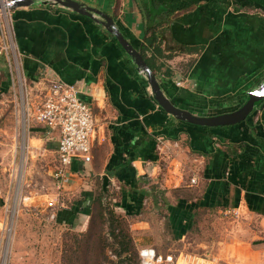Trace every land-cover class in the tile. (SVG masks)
<instances>
[{"label":"crops","instance_id":"obj_1","mask_svg":"<svg viewBox=\"0 0 264 264\" xmlns=\"http://www.w3.org/2000/svg\"><path fill=\"white\" fill-rule=\"evenodd\" d=\"M73 1L109 16L136 50L145 48L146 64L179 109L216 116L236 110L250 93H264V0ZM10 17L30 98L44 80L74 85L91 106L96 124L91 162L73 161L59 187L53 176L59 133L27 121V158L56 161L53 171L47 167L43 172L48 183L40 193L26 186L27 168L20 178L23 204L47 210L45 221L31 223L83 233L95 199L102 195L112 199L116 214L142 229L146 222L134 218L147 206L165 209L172 238L179 242L186 238L195 210H234L251 228L259 264H264V95L237 124L207 128L181 122L156 104L141 70L96 21L40 0L12 8ZM16 75L12 57L0 55V98L15 95ZM10 160L18 162L15 156ZM0 176V264H54L46 261L53 253L21 235L22 223L12 226L5 250L2 214L10 192L6 197L9 184L4 173ZM104 176L109 179L105 193ZM149 243L145 239L138 249L153 248ZM162 254L172 255L177 264H209Z\"/></svg>","mask_w":264,"mask_h":264},{"label":"rangeland","instance_id":"obj_2","mask_svg":"<svg viewBox=\"0 0 264 264\" xmlns=\"http://www.w3.org/2000/svg\"><path fill=\"white\" fill-rule=\"evenodd\" d=\"M6 37L8 36L5 35V39ZM26 90L30 93L28 86L19 84V80L15 79V95L8 94L0 98V174L4 173L6 175L9 184L5 192L6 197L8 190L10 192L8 205L2 214L5 225L3 239L5 250L9 251L7 247L13 235L12 226H14V223H22L21 235L23 237L29 236L31 240L34 241L35 239L34 242L38 240V244H34H37L39 250H47L53 253L51 254L53 257L46 260L50 263L53 259L54 264H69L68 260H71V264H99V262L112 264L116 258L109 247L105 249L107 260L102 262L101 259H98L99 262H95L101 248V236H98V233L102 235L103 231L104 233L107 231V223L102 224V221L97 219V212H100L98 205H95L94 211L96 212L90 220V225L94 224L96 227L97 235L93 234V237L91 232L87 233L88 229L81 233L52 228L47 223V226H40L39 223L37 225L30 222L36 221V218L38 222L45 221L47 210L43 207L42 211L40 209L30 210L32 209V207H29L30 205L23 204L22 190H19L18 187L20 178L27 168L30 173L27 176L28 183L26 186H30V188H34L40 193L46 189L44 184L48 183L42 176L44 175L43 172L47 170V167L48 169L50 167L53 171L56 161L53 158L52 162L47 164L43 163L44 161L41 162L42 159L39 160V158H33L32 160L27 158L25 127L27 128L28 122L23 104L26 98ZM13 156L18 159L15 164L10 160ZM14 180H18L17 186L14 185ZM115 197L117 196L114 195ZM106 203L110 205L109 209L111 207L113 209L112 199L106 201ZM149 208L151 209V206H147V209H144L140 216L134 218L135 221L146 222L145 229L137 227L139 224L133 222L130 218H124L122 222L125 233L132 240L133 245L129 264H139L138 247L142 245L145 239H149L151 243L148 245L155 248L160 254L169 252L175 256L181 254V260L184 258H200L205 259L209 264H259L260 255L255 250L257 241H254V234L249 230L251 228L243 226V220H240L242 218L239 219L234 215L224 214L216 210H195L191 228L186 238L176 242L173 240L167 225L168 212L165 209L155 211ZM26 221L27 223L24 225ZM147 226H150L149 229ZM163 228L164 230H162ZM87 237L88 240H86ZM75 238L82 243L80 248L76 249L78 244L74 242ZM107 240L111 244V240ZM27 243L29 248L30 241L28 240Z\"/></svg>","mask_w":264,"mask_h":264},{"label":"built area","instance_id":"obj_3","mask_svg":"<svg viewBox=\"0 0 264 264\" xmlns=\"http://www.w3.org/2000/svg\"><path fill=\"white\" fill-rule=\"evenodd\" d=\"M0 0V55H10L14 60L19 84L26 85L19 72V63L15 54V45L11 37L10 0ZM2 9L5 17L3 16ZM5 35L8 36L5 39ZM143 75L144 73L141 72ZM24 111L29 122L41 124L59 133L57 147L58 167L53 176L62 187L71 174V164L80 160L90 163L96 131L95 116L91 106L79 96L76 86L58 79L39 82L34 88V98L26 90ZM195 183V179L191 180ZM224 214L236 215L232 210ZM139 264H177L172 255L156 252L154 248L143 247L138 250ZM3 264H5L3 262Z\"/></svg>","mask_w":264,"mask_h":264},{"label":"water","instance_id":"obj_4","mask_svg":"<svg viewBox=\"0 0 264 264\" xmlns=\"http://www.w3.org/2000/svg\"><path fill=\"white\" fill-rule=\"evenodd\" d=\"M36 0H10V7H27L32 5ZM44 4H55L62 8L68 9L79 15L88 17L98 24L103 26L105 30L114 36L121 48L133 60L137 68L144 73L147 84L150 88V93L156 104L168 115L172 116L175 120L193 124L196 126H203L207 128H216L221 126H228L244 121L248 115L256 108L262 99L264 93L258 92L248 94L247 99L234 111L216 115V116H195L186 110H182L174 106L171 101L163 94L156 77L151 72L148 65L145 63L142 55L136 50L115 27L113 20L100 12L99 10L79 4L73 0H40ZM1 6V5H0ZM262 95V96H261ZM109 185L107 176L102 177V190L105 193Z\"/></svg>","mask_w":264,"mask_h":264},{"label":"trees","instance_id":"obj_5","mask_svg":"<svg viewBox=\"0 0 264 264\" xmlns=\"http://www.w3.org/2000/svg\"><path fill=\"white\" fill-rule=\"evenodd\" d=\"M144 49H145L144 47L141 48L140 54L142 55L143 59H145V63H146ZM106 201L107 200H104L102 195H99L95 199V205H98L97 207H100L99 208L100 212H97V219H100L102 221V224L107 223V231L105 233L103 231L102 235L101 233L100 234L98 233V236H101L100 237L101 238L100 239L101 248L99 249V254L96 256L95 262L98 263L99 262L97 261L98 259H101L102 262L107 260L105 249L109 247V249H111V251L113 252L116 258V260L113 261L112 264H129L131 262L130 258H131L132 251H133V245H132V240L125 233V229L122 223L124 221V218L116 214L114 210L112 209V207L109 209L110 205L106 203ZM95 212L96 211L93 210L91 214V219L93 218ZM95 228L96 227L94 224L90 225L88 228L87 233L91 232L92 237H93V234L95 236L97 235ZM107 239L111 240V244L109 243ZM86 240H88V237ZM78 241L79 240L75 238L74 242L78 244V246H76V249L80 248V245L82 244L81 242H78ZM68 263L71 264V260H68ZM99 264H102V263L99 262Z\"/></svg>","mask_w":264,"mask_h":264},{"label":"bare ground","instance_id":"obj_6","mask_svg":"<svg viewBox=\"0 0 264 264\" xmlns=\"http://www.w3.org/2000/svg\"><path fill=\"white\" fill-rule=\"evenodd\" d=\"M1 3L4 5L5 4V2L2 0L1 1ZM2 13H3V16L5 17L6 15L4 14V11H3V9H2Z\"/></svg>","mask_w":264,"mask_h":264}]
</instances>
